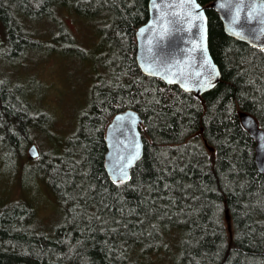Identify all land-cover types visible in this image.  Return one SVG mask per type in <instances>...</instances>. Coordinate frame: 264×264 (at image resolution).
I'll list each match as a JSON object with an SVG mask.
<instances>
[{
	"label": "trees",
	"instance_id": "1",
	"mask_svg": "<svg viewBox=\"0 0 264 264\" xmlns=\"http://www.w3.org/2000/svg\"><path fill=\"white\" fill-rule=\"evenodd\" d=\"M149 1L0 0V163H20L22 178L40 171L62 214L49 228L27 200L4 204L0 264H264V173L240 117L264 129V49L228 35L215 0H199L221 80L203 95L168 85L137 62ZM64 9L90 17L98 35L93 48L75 51L95 61V73L66 137L52 134L53 117L33 101L34 78L17 71L31 55L72 53L59 44L78 43L58 16ZM50 21L61 33L37 39L32 24ZM127 109L143 118L145 149L129 181L115 182L106 129ZM36 130L54 148L25 167Z\"/></svg>",
	"mask_w": 264,
	"mask_h": 264
},
{
	"label": "water",
	"instance_id": "2",
	"mask_svg": "<svg viewBox=\"0 0 264 264\" xmlns=\"http://www.w3.org/2000/svg\"><path fill=\"white\" fill-rule=\"evenodd\" d=\"M226 33L264 49V0H215ZM137 62L142 72L168 85L197 95L213 89L221 70L209 45V17L199 0H150L149 19L136 32ZM243 125L256 140V162L264 173V129L255 116L240 113ZM142 116L134 109L117 113L106 129V170L115 182H128L144 155ZM40 156L36 144L28 149ZM227 221H231L227 212Z\"/></svg>",
	"mask_w": 264,
	"mask_h": 264
},
{
	"label": "rangeland",
	"instance_id": "3",
	"mask_svg": "<svg viewBox=\"0 0 264 264\" xmlns=\"http://www.w3.org/2000/svg\"><path fill=\"white\" fill-rule=\"evenodd\" d=\"M59 15L62 17L64 26L76 33L78 45L73 41L70 42L69 37H66L59 44L61 47L73 48L72 53L63 55L56 49H52L53 51L48 56L31 55L27 60L24 59L27 64L23 65L25 68L17 71L18 73L24 72L25 75L34 78V82L40 87V90L33 94V101L53 117L52 134L58 135L56 132L61 131L63 134L60 135L66 137L68 135L66 133H70L73 127L75 112L82 106L85 95L90 92V75L95 73L93 71L95 61L86 57L82 60L75 55L81 49L78 48L79 44L87 49L93 48L92 45L94 46L98 41V35L93 32V28L89 24L91 23L90 17H83L89 22L85 23V19L75 15L71 9H64L58 13ZM31 27L36 34L40 33V35H36L37 39L40 38L44 41H50L53 34L61 33L57 22H38L32 24ZM50 43L56 44L54 41ZM98 51V54H101L103 48L100 47ZM105 52L106 49L103 53ZM86 53L88 55V50ZM3 64L8 67L6 62ZM34 91L36 90L34 89ZM41 135L37 130L33 135L34 144L39 147V150L43 152L53 149L54 141L51 135L44 134L43 137ZM26 154L24 160H21L22 162L27 161L25 167L31 163L35 164L28 161L27 157L30 156L28 152ZM20 166V163L14 167L11 165L12 169H10L0 163V209L5 207L4 204L21 198L32 204L42 225L50 228L53 224L59 223L62 220V214L59 211L57 198L48 186L46 178L39 174L40 171L22 178Z\"/></svg>",
	"mask_w": 264,
	"mask_h": 264
}]
</instances>
